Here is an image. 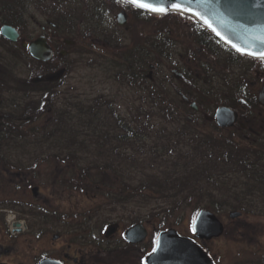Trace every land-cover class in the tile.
<instances>
[{"label":"flooded vegetation","instance_id":"af4514ba","mask_svg":"<svg viewBox=\"0 0 264 264\" xmlns=\"http://www.w3.org/2000/svg\"><path fill=\"white\" fill-rule=\"evenodd\" d=\"M11 1H0V264H38L45 259L60 264H150L147 259L156 250L159 232L168 229L193 240L212 264L247 260L250 253L240 251L242 248L236 252L232 244L234 233L246 235L242 229L246 223L235 222L233 219L241 216L231 218V212L230 223L217 216L223 233L209 240L197 238L192 228L184 235L165 227L162 217L156 226L148 212L139 215L138 210L108 221L99 217L95 225H89L88 212L72 205L71 189H82L80 193L86 195L91 192L85 186H94L97 194L108 198L110 210L118 200L143 196V192L121 189L120 178L112 174H101L95 184H86L78 173L71 176L81 161L68 150L83 148L85 139L81 132L76 141L77 127L70 125V58L74 53L107 57L116 69L115 77L121 76L120 84L137 89L140 101L151 100L164 115L184 119L188 129L201 120L215 124L220 107L233 110L236 122L222 131L234 136L241 149L256 152L255 159L264 158V106L258 102L264 89L263 66L250 57L214 54L215 44L208 42L215 41L206 35L209 32L193 28L194 24L175 13L151 15L120 3L116 25L105 30L95 15L88 23L91 27L83 20L72 21L68 0H57L60 5L40 2L39 16H28L22 0ZM102 3L112 2L102 0L101 9L105 7ZM96 8L93 5L92 9ZM5 33H13V38ZM198 35L208 41L198 44ZM102 97L89 110L79 104L78 120L86 113L94 114L102 102L110 117L116 116L110 102ZM89 128L95 142L104 133L122 143V137L113 135V126ZM118 128L129 137L132 134L122 121ZM102 145V141L96 142L99 157L89 165L106 168L118 164L120 158ZM114 146L121 154L119 146ZM42 147L58 150L59 155L19 157L24 150ZM23 214L32 220L22 222ZM228 232L230 239L222 240ZM249 239L255 241L243 238L251 247ZM39 240L45 241V250L38 253ZM252 261L259 263L258 259Z\"/></svg>","mask_w":264,"mask_h":264},{"label":"rangeland","instance_id":"374dc122","mask_svg":"<svg viewBox=\"0 0 264 264\" xmlns=\"http://www.w3.org/2000/svg\"><path fill=\"white\" fill-rule=\"evenodd\" d=\"M22 1L28 16H39L40 12L37 11V7L40 1ZM93 5L99 8L97 12L92 9V13L89 9L86 15L81 16L82 11L79 7L77 12L70 14L71 18L75 19L72 21L83 20L87 26L91 27L92 25L88 23L94 19V15L98 20L97 14L100 11L102 14L101 28L112 30L116 25L117 6L109 5L112 6L110 8L103 4L105 7L102 6L103 10L101 11L100 1L96 0L95 2L94 0L91 7ZM136 27L137 25H135ZM180 28L185 29L183 24ZM123 35L124 33L119 34L120 37ZM70 61L72 64L69 74L70 125L77 127L74 135L76 141L79 140L82 133L85 139L83 148L74 149L71 147L68 150V154L74 152L76 158L81 161L80 165L75 167L76 172H71V176L78 173L83 177L82 181L86 180V184H95L100 180L101 174H112L120 178L119 187L121 189L128 191L140 189L143 192V196L139 194V197L133 196L121 200L122 202L118 200V203L113 204L115 208L110 210L107 207L110 206V203H106L108 198L97 194L94 186H85L86 191L91 192L86 195L80 193L82 189L77 191L71 189L70 201L75 209L80 208L81 211L88 212L87 216L91 217L88 220L89 225H95L96 219L99 217L108 221L112 217H124L130 210H138L139 215L148 212L150 218L154 220L151 223L156 226L162 217L164 220L162 219L161 222H164L165 227H173L180 233L188 235L192 228L194 214L200 209L211 210L225 223L231 222L228 216L229 212L238 211L241 213V217L233 220H236L235 222L245 221L246 225L242 226V229L246 235L234 233L233 250L239 252V248H242L240 251L244 250L250 253V256L247 260L235 258L234 264H251V262L256 264L258 261H252L254 259L259 260L258 264H264V158L257 157V161L253 162V165H246L245 168L242 163L235 164L233 162L219 163L216 165L217 167H214L208 158L202 157L198 150L193 149L195 145H198L196 141L211 135L216 138L221 137L222 140L227 139L231 143L238 142L234 136L223 131H215L209 125L201 126L202 120L198 122V125L188 129L184 119L178 116L164 115V112L159 110L151 100L140 101L141 96L137 89L132 90L120 84L121 76L115 77L116 69L112 67L109 59L105 56L100 57L95 53L87 55L74 53L71 55ZM100 95L110 102L116 116L110 117L111 112L108 111L109 115L107 109L104 108V102H102L98 105L99 107L94 108V114L87 115L86 113L81 117L82 121L78 120L80 118L77 112L78 105L81 104L86 107V110H89L88 107L93 106L94 101ZM119 120L129 126L132 133L130 137L127 133L119 130ZM94 125L113 126L115 130L113 135L117 138L122 137L121 144L116 143L104 133L96 139V142L102 141V147L105 145L115 158H120L121 161L118 164L108 165V168H104L102 165H89L97 161L99 157L96 153L95 134L89 133L91 129L89 127ZM81 127L85 128L81 129ZM35 141L38 140H34L33 143ZM115 144L119 146L118 149L123 155L114 149ZM216 147L221 151L222 144L217 142ZM153 150L157 155L152 152ZM57 151L51 150L49 147L36 150L27 149L21 152L19 157L43 156L52 152L59 155L60 151ZM14 156L12 152L11 157ZM246 156L247 159H242L247 163L251 162L252 157ZM125 157L129 160L125 161ZM218 160L219 158L216 157V161L220 162ZM235 160H237L236 157ZM81 169L87 175L82 173ZM185 176H189V179L183 181L185 182L183 188L178 190L174 188L176 179ZM188 193L189 195H187ZM29 219L32 220L28 214L21 216L22 222ZM151 223L150 227L152 228ZM230 226L232 227L233 223L229 225V228H231ZM97 231V229L94 231L95 234ZM229 233L222 240L230 239ZM244 237L245 239L247 237L255 239L254 242L249 239V242L252 243L251 247L246 244V240H243ZM60 245L61 241L57 242L56 249ZM41 249L45 250V241L43 240L38 242V253Z\"/></svg>","mask_w":264,"mask_h":264},{"label":"water","instance_id":"95a60500","mask_svg":"<svg viewBox=\"0 0 264 264\" xmlns=\"http://www.w3.org/2000/svg\"><path fill=\"white\" fill-rule=\"evenodd\" d=\"M126 1L130 3V0ZM141 2L166 8L167 11L164 14L178 12L171 5L181 3L189 11L180 13L195 18L235 52L241 54L232 47L233 44L248 51L264 52V43L261 42L264 40V0H141ZM133 6L151 14L164 15ZM120 18L119 15L118 22L122 24ZM213 28L216 29L215 32L212 31ZM4 29H9V27H4ZM5 35L13 38V33H5ZM242 55L258 58V56ZM258 102L264 106V89L259 93ZM236 119V113L226 107L218 108L214 117L219 128L233 126ZM198 215L202 217L203 224L194 231L197 238L209 240L221 236L223 225L213 213L201 210L196 216ZM238 215V213H231L230 217L234 218ZM147 260L150 264H212L193 240L178 235L173 229L158 234L156 250ZM38 264L60 263L45 259Z\"/></svg>","mask_w":264,"mask_h":264},{"label":"trees","instance_id":"16d2710c","mask_svg":"<svg viewBox=\"0 0 264 264\" xmlns=\"http://www.w3.org/2000/svg\"><path fill=\"white\" fill-rule=\"evenodd\" d=\"M16 1H18V0H12L11 4H14ZM53 1L56 2L55 4L60 5V3L57 0H53ZM68 1H69L68 4H69L70 14L77 12L79 7L81 8V11H82L81 16L86 15L89 12V9H91V11L93 12V10H92L93 6L91 7V3H92L91 0H82L81 2H80V0H68ZM100 2H102V0H100ZM122 3H125V2L122 1ZM70 6H71V8H70ZM99 7H101V6H99ZM98 9L99 8H96V12ZM196 24H197L198 29L206 30L200 24H198V23H196ZM206 35H209L215 42H220L211 33H206ZM199 36H201V35H198V37ZM253 62L255 64L262 65L263 66L262 70L264 71V60H261V61L253 60ZM119 124H120V122H119ZM200 125L201 126L209 125V127L213 128L215 131H222L221 129H218L214 123L210 124V123L206 122V123H203ZM219 138L221 139V137L216 138V137L210 135V137L208 136L207 138L199 139L198 141H196V142H198V145H195V147H193V149L198 150L199 154L202 155V157L208 158L210 160V162H212L214 164V167H217L216 165L219 163L227 164L228 162H233L235 164H241L242 163L243 168H245L246 165L247 166L253 165V163H251V162H253L255 160L257 161V159H255V156H254V155H257L256 152H251L250 150L241 149L238 145V142H232L231 143L227 139L217 140ZM217 142L222 144V148H220L221 151H219V149L216 147ZM205 149H207V151H205ZM154 151L155 150H153L152 152L155 154L156 152H154ZM155 155H157V154H155ZM246 155H250V157H252L251 162L248 161L249 163H247L243 160V159H247ZM216 157L219 158L218 161H220V162L216 161ZM235 157L237 160H235ZM106 168H108V167L106 166ZM197 174L200 176V174L198 172H197ZM188 177L189 176H185L184 178H177L175 181L176 184L174 185V188H176L177 190L180 188H183V184L185 183L183 181H187V179H189ZM138 190H140V189H138ZM187 195H189V193Z\"/></svg>","mask_w":264,"mask_h":264},{"label":"snow or ice","instance_id":"6c2138e0","mask_svg":"<svg viewBox=\"0 0 264 264\" xmlns=\"http://www.w3.org/2000/svg\"><path fill=\"white\" fill-rule=\"evenodd\" d=\"M130 3H132L133 5L140 7V8H144V9H148L150 11L159 13V14H164L167 9L163 8V7H156L153 6L152 4L149 3H145V2H141V0H130ZM172 8H174L176 11L178 12H187L189 11L187 8L183 7L181 3H175L171 5ZM209 27H211V25H209ZM212 31H216L215 28L212 29ZM218 36L220 35L218 32L216 33ZM221 39H223V37H221ZM262 43H264V40H261ZM232 47H234L236 49V51L241 52V54H246L249 56H258V58L264 60V52H260V53H256L253 51H248L245 49H241L240 47H238L237 45L233 44ZM203 224V219L202 217H200L199 215L193 218L192 221V230L196 231L198 229L199 226H201ZM155 251V249H154Z\"/></svg>","mask_w":264,"mask_h":264},{"label":"bare ground","instance_id":"6f19581e","mask_svg":"<svg viewBox=\"0 0 264 264\" xmlns=\"http://www.w3.org/2000/svg\"><path fill=\"white\" fill-rule=\"evenodd\" d=\"M34 1V0H33ZM37 1H40L42 4L41 5H50V4H52V3H56L55 1H53V0H37ZM114 1V2H113ZM122 1L123 2H125L126 4H129L130 5V3L129 2H127L126 0H111V4H107V6H109V5H116L117 6V4H120V3H122ZM39 2V3H40ZM59 2V1H58ZM68 3H69V1H68ZM68 6H69V4H68ZM105 6H106V4H105ZM110 8L112 7V6H109ZM101 11L103 10V8L102 9H100ZM151 14V13H150ZM178 14V13H177ZM98 19L99 18H101V16H102V14L100 13V11L98 12ZM151 15H153V14H151ZM179 16H181L182 18H183V20H186L187 22H189V23H192L187 17H185V16H183V15H181V14H178ZM193 24V23H192ZM192 27L193 28H195V29H198V27L197 26H193L192 25ZM192 27H187V28H192ZM198 30H201V29H198ZM208 32V31H207ZM196 39H198V44L199 43H202V41H204V42H207L208 41V39L207 38H205V37H202V36H199L198 38H196ZM203 42V43H204ZM221 42V43H220ZM220 42H208V44L209 45H214L215 46V49L212 51L214 54H217V53H219V54H225V55H229V56H232V55H234V54H236L235 53V51L234 50H232V48H230L226 43H224V42H222V41H220ZM207 44V43H206ZM210 55H211V53H210ZM237 55H240V54H237ZM240 56H244V55H240ZM259 61H261L262 59H260V58H257Z\"/></svg>","mask_w":264,"mask_h":264}]
</instances>
